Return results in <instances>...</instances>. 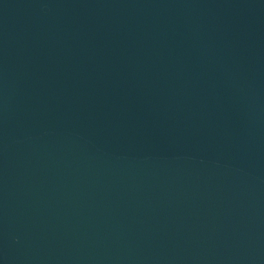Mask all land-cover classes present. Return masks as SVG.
Returning a JSON list of instances; mask_svg holds the SVG:
<instances>
[{
  "label": "water",
  "instance_id": "obj_1",
  "mask_svg": "<svg viewBox=\"0 0 264 264\" xmlns=\"http://www.w3.org/2000/svg\"><path fill=\"white\" fill-rule=\"evenodd\" d=\"M0 264H264V0H0Z\"/></svg>",
  "mask_w": 264,
  "mask_h": 264
}]
</instances>
